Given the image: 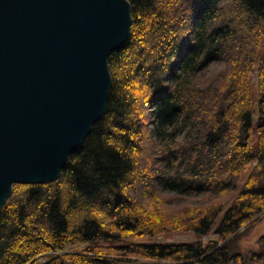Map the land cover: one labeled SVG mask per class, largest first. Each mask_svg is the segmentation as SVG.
I'll use <instances>...</instances> for the list:
<instances>
[{"label": "trees", "instance_id": "1", "mask_svg": "<svg viewBox=\"0 0 264 264\" xmlns=\"http://www.w3.org/2000/svg\"><path fill=\"white\" fill-rule=\"evenodd\" d=\"M127 1L105 114L57 181L13 186L0 264H263L264 235L256 253L232 246L264 214V0Z\"/></svg>", "mask_w": 264, "mask_h": 264}, {"label": "water", "instance_id": "2", "mask_svg": "<svg viewBox=\"0 0 264 264\" xmlns=\"http://www.w3.org/2000/svg\"><path fill=\"white\" fill-rule=\"evenodd\" d=\"M130 27L127 0H0V212L14 185L57 181L104 116Z\"/></svg>", "mask_w": 264, "mask_h": 264}, {"label": "rangeland", "instance_id": "3", "mask_svg": "<svg viewBox=\"0 0 264 264\" xmlns=\"http://www.w3.org/2000/svg\"><path fill=\"white\" fill-rule=\"evenodd\" d=\"M229 64L226 62H219V63H212L205 71H203L201 74H199L197 77L199 81L205 85H210L214 82V80L218 76H223L225 73L229 71ZM255 81V74L252 75V82ZM203 198L202 195L200 196H194V197H183L181 200L175 198V203L177 205H186V204H193V205H200L203 204L201 199ZM259 218H261L258 223H256L254 226H251L247 229H241L242 235L237 238L235 243L232 246V252H237L243 255H247L250 253H256L258 252V245L257 241L261 236L264 235V214ZM222 217H220L216 223L215 227L219 224ZM197 238L190 234L185 235H174L169 238H163L158 237L155 240H153V243H160V244H179V243H191L196 241ZM216 237L213 235V233H210L207 237L202 239V242L206 243L209 241H215ZM119 245V244H116ZM82 247V245L79 246V248ZM77 248V249H79ZM73 251H76V249H72L70 247H67L62 253H72ZM45 262L44 259L40 260L39 263L43 264ZM151 263L150 261H144V260H138L137 263ZM136 263V264H137ZM159 264H167L165 262H159Z\"/></svg>", "mask_w": 264, "mask_h": 264}, {"label": "bare ground", "instance_id": "4", "mask_svg": "<svg viewBox=\"0 0 264 264\" xmlns=\"http://www.w3.org/2000/svg\"><path fill=\"white\" fill-rule=\"evenodd\" d=\"M149 264H159V263H149Z\"/></svg>", "mask_w": 264, "mask_h": 264}]
</instances>
